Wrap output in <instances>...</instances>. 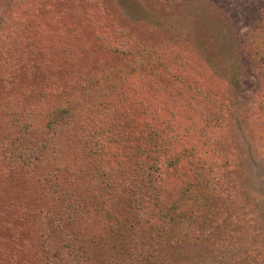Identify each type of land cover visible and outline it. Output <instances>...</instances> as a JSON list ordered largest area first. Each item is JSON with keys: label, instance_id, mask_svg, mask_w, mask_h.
<instances>
[{"label": "rangeland", "instance_id": "obj_1", "mask_svg": "<svg viewBox=\"0 0 264 264\" xmlns=\"http://www.w3.org/2000/svg\"><path fill=\"white\" fill-rule=\"evenodd\" d=\"M36 1L0 0V15L16 17V24L22 29L18 34L23 38L36 35L39 28L56 35V42L50 45V53L43 61L55 79L50 89L55 92L67 89L70 92L67 96L75 95L76 99L81 93L103 88V95H109L111 103L116 102L126 111L125 125L118 127L116 132L124 135L123 146L129 151L133 149L134 141L146 140V132L154 120L147 112L158 111L153 115L167 118L165 103L168 97L184 103L183 113L194 106L191 93L171 88L176 80L172 81L173 78L165 74L184 73L185 80L194 86V74L186 67V62L200 63L198 68L210 76L213 84L210 94L217 95L219 104H227L222 113L230 119L226 134L231 145L225 148V159L220 161V167L203 168L204 183L207 184L204 191L213 201L209 203V220L213 221L210 226L196 222L189 227L167 222L163 232H159L162 225L156 221L160 208L169 216L179 213L176 206L184 202V190L194 181V165L189 168L184 160H180L173 170L159 158L151 169L148 164L142 166V172L135 162L144 164L146 154L134 150V154L126 158L114 143H104V150L110 152L109 164L117 171L120 163L125 170L121 171L118 180L122 181L118 185L122 196L119 213L117 211L109 221L118 242L128 249V255L120 258L121 263L264 264V114L257 109L261 94L259 78L264 75V68L255 67L251 54L254 48L250 45L252 35L264 30V0H50V13L44 9L48 0H42L39 7L35 6ZM10 40L16 43L15 37ZM215 42L221 52L227 50H222L218 42L226 49L229 45V49L234 50L237 67V87L234 89L230 88L227 76L218 70L212 74V68L202 63L204 50L213 49ZM17 46L26 48L18 42ZM56 59L59 63L54 64ZM38 64H34V68ZM34 68L26 73L33 74ZM180 78L183 77L177 79ZM62 79L69 80L70 84ZM9 83L1 73L0 95L8 99L7 103L14 105L17 100L15 104H23L29 98L44 107L51 104L44 99V94L24 97L21 93L29 88V82H22V87H14V90H8ZM68 85L72 86L67 88ZM138 96L145 101L144 107L139 106ZM19 120L15 115L13 121ZM19 123L21 129L13 132L8 142L12 144L3 158L6 164L13 163L12 173L24 175L26 171H36L33 157L40 152L52 157L47 164L53 172L49 177L55 191L49 199L42 190L41 205L65 207L68 214L83 206L82 200L92 201L90 209L102 207L99 199V195L104 194L102 190L95 187L94 191L91 189L84 195L74 190L79 177L69 182L68 168L72 169V166L66 164L65 156L62 157L64 142L60 137L51 136L47 129L40 128L31 134H23L26 124L24 121ZM43 141L48 143L44 144V150L39 146ZM145 142L150 149L153 143ZM59 154L62 159L60 156L55 158ZM91 160L87 156L84 159L86 162ZM225 165L233 173L227 174ZM91 167L97 169L98 165ZM135 171L139 174L136 178L129 182L122 180L123 177L129 179ZM97 175L93 179L98 184L103 183L104 178ZM141 176L143 180H139ZM33 181L30 191L25 189L19 193L31 195L39 192L37 186L40 188L47 183L40 178ZM96 186L103 188V184ZM62 188L65 193L61 192ZM86 196L89 198L85 199ZM17 200L22 202L0 208L4 215L0 214V228L7 229L6 234L0 232V264H88L84 254L87 248L71 242L73 237L69 229L72 226L64 230L47 207L36 215L39 226L48 228L47 235L38 238L37 242L35 236L28 234L19 219L31 207L34 198L22 196ZM94 221L84 217L75 222L77 229L72 231L78 235L77 242L80 238L100 235L97 231L86 236L88 229L96 227ZM94 240L101 263L111 264L104 254L111 251L110 247L101 238Z\"/></svg>", "mask_w": 264, "mask_h": 264}, {"label": "trees", "instance_id": "obj_2", "mask_svg": "<svg viewBox=\"0 0 264 264\" xmlns=\"http://www.w3.org/2000/svg\"><path fill=\"white\" fill-rule=\"evenodd\" d=\"M41 2L42 0L36 1L35 6H41ZM49 2L50 0H48V4L44 7L45 11L48 13H50L52 9V6H49ZM16 23V17L12 15L3 17V15H0V74H4V78L10 81L6 86L8 90H14V87L21 88L22 82H29V88L27 87L21 94L24 95V97L27 94L29 95L28 97H39L38 94H44V99L51 101V104L44 107V105L39 104L37 101L28 98L23 104H15V102H17V100H15L13 105L10 102L7 103L8 99L0 95V159L4 157L8 146L12 144L8 142L12 139L13 132L21 129V123L19 122L21 121L23 123L24 121L26 127L23 134H31L39 128L47 129L49 135L56 136L57 138L60 137L64 142L62 149L64 155H62V157L65 156V159H67L66 164L72 166V169L68 168L70 175L67 178L70 182L75 181V179L79 177L77 180L79 183L75 185L74 189L76 192L86 195V192L91 189L94 191L93 189L96 187L98 190H102L104 194L99 195L102 207L96 206L94 209H90L89 207L92 201L90 199L82 200L81 204H83V206L79 207L78 210L75 209L71 214L65 211V207L41 205L40 201L43 196L40 194L42 190L45 191L49 199H52V192L55 191V185L49 177L53 172L49 171L48 168H50V165L47 164L52 157L44 152H40L37 156L33 157L35 160L33 167L36 171H26L24 175L12 173L13 163L6 164L4 158L0 160V208L3 209L10 205L13 206L18 204V202L21 203L22 201H18L17 198H22V196L23 198L27 196L33 197L34 201L32 205H30L31 207L21 214L19 220L22 222L23 228L28 231V234L35 236L37 242L38 238L42 239V236L44 238L48 232V228L39 226V219L36 216L37 212L45 206L49 209L51 215L57 218L61 223V227L64 230L72 226L69 230L72 233L73 240L70 241L72 244L76 242L79 243L80 247L85 246V248H87L84 254L88 264H102L101 259L94 249L97 245L94 238H101V240L110 247L111 251L104 252L105 256L109 257L107 259L108 262H111V264H122L120 258H123V255H128V249L124 247V244L118 242V238L114 231L110 230L109 221L117 211L119 213L118 205L122 201V196L118 185L122 181L119 182L118 180L121 179V171L125 172V170L124 166L119 163V167L117 171H115V168H113L107 160L110 152L104 150V143L112 142L116 145V148L121 149L122 155L126 158H129V154H134V150L146 154V162L144 164H137L135 162L142 172V166L148 164L151 169L155 166V161L159 158L163 159L167 168L173 170H176L180 160H184L189 168L194 165V181H191L189 189L186 187L184 190V202L178 203L176 206V208L180 210L179 213L176 215L172 213V216H169L167 212H164V210L160 208L156 214V221H158L159 225H162L159 232H163V228L167 222H172L173 225L180 224V226L187 224L189 227L190 225L193 227V224L196 222L202 226L206 224L210 226L213 221L211 222L209 220V203L211 204L213 201L211 195L207 196L204 191L207 184L204 183L203 168L206 167V169L209 170L212 166L216 168L220 167V161L223 158L225 159L224 150L231 145L226 134V127L230 119L222 113L223 107L227 104H219L217 95L212 96L210 94L213 90L211 87L213 84L210 81V76L207 75L205 71L198 68L200 63L196 61L194 64L185 63V65H187L186 67L191 69V72L194 74V86L185 80L187 77H185L184 73H179L178 75L165 73L173 78L172 81L176 80V83H172L173 86H171V88L183 89L184 92L186 91L188 94L191 93L194 99V106L191 105L187 111L185 110L183 113L181 108L184 106V103L180 100L168 97L165 103V110L168 115L166 119H160L161 117L158 115H153L158 114V111L147 112L154 120L152 126L149 127L146 132L145 141L151 144L153 143V145L149 149L144 140H136L134 144H132L133 149L131 145L129 146L132 149L129 151L128 147L123 146L124 142H126L124 135L116 132L118 127L125 125L124 117H127L126 111L122 109L121 105H118L116 102L111 103V101H109V95L105 97L103 95L104 89L101 87H99L98 91H101L99 93H97L98 91L91 90L89 93L77 95L76 99L75 95L67 96L70 93L67 89L56 92L52 91L50 88L54 86L52 82H55V79L54 77L52 78L49 73L53 72H49V68L43 64V61L46 54L50 53V45L56 42V35L43 32V29L39 28L37 32L35 31V34H38V36L27 35V37L23 38V35L18 34L22 29ZM260 25L263 24L260 23ZM14 33H16V35ZM40 33H45L46 35L40 36ZM12 36L16 38L15 44L10 42ZM17 42L21 46L25 45L26 48L18 47ZM263 42V29L261 31L259 30L258 33H254L250 40V45L254 48V52L251 54L254 57L253 60L255 61L254 64L256 68H264ZM218 44L221 46L222 50L227 51L221 52L215 42V44H213V49L207 50L208 48H206V50H204V59L203 61L201 60L202 58L200 60L204 65L212 68V74H214V72L218 73L219 71L221 74L227 76L230 88L234 89L237 87L235 81L237 76L235 71L237 67L234 50L232 47L229 49V45L226 49L219 42ZM37 58H39V60H37ZM183 60L185 61V59ZM175 62L176 61H174V63ZM36 63L39 64L34 68V64ZM55 63H59V60L56 59L54 64ZM4 68H6V70ZM33 68L36 70V73H26ZM181 76L183 78H180V80L177 79ZM35 78H37L36 83L34 82ZM62 80L64 81V79ZM64 82L70 84L69 80ZM38 85H40L39 89H37ZM259 85L261 94L257 102V109L264 114V75H260ZM71 86L72 85H68L66 87L69 88ZM112 87L115 88L113 85ZM137 102L139 106H145V101L139 96ZM228 105L230 106V104ZM228 114L229 113H227V115ZM15 115L20 119L18 122L13 121ZM75 130L79 132H75ZM23 134L22 138H24ZM44 144L48 143H44V141L39 143L42 150L46 148ZM169 144L171 146H169ZM96 154L98 156L92 161L91 159ZM59 156L61 158L60 154L55 158ZM86 156L87 159L91 161H84ZM92 164L98 165V168L94 169L91 167ZM224 168L227 169V174L233 173L226 165ZM97 174H100L101 178H104L103 183L100 182V184H103V188L96 186L100 185L98 181L93 179V177L98 176ZM138 175V172L135 171L129 179L123 177L122 180L129 182ZM38 178L41 180L44 179V182L47 180V183H45L43 187L39 186L40 188H38L37 186L39 192H34L31 195L19 193L20 191L23 192L25 189L30 191L32 181H37ZM139 180H143L142 176ZM57 186L58 184L56 187ZM61 192L65 193L64 188L61 189ZM87 198H89V196H86L85 199ZM81 204H79V206ZM1 213L2 212H0V214ZM5 214L7 215V212ZM1 215H3V213ZM84 217L86 220L88 219V221L95 220L94 222H96V227L88 229L89 232H87L88 235L86 236H91L97 231H99L100 235L98 237L80 238L81 241L77 242L79 240L77 238L78 235L74 232L75 230L72 231V229H77L75 222ZM116 218L120 221L118 214ZM0 226H2V224ZM13 226L14 225L11 224V228H13ZM215 227H218V225ZM6 230L7 229L3 227L0 228V232L4 234H6ZM181 234L182 232L180 231V235ZM74 238L76 240H74Z\"/></svg>", "mask_w": 264, "mask_h": 264}]
</instances>
